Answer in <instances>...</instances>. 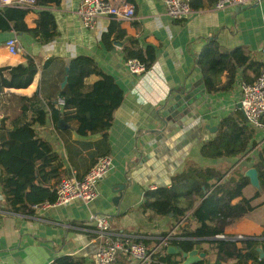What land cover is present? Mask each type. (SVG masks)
Masks as SVG:
<instances>
[{
  "label": "crops",
  "instance_id": "crops-1",
  "mask_svg": "<svg viewBox=\"0 0 264 264\" xmlns=\"http://www.w3.org/2000/svg\"><path fill=\"white\" fill-rule=\"evenodd\" d=\"M81 2L62 0L59 6L51 8L59 36L46 44H41L27 32L0 31V43L15 37L21 48L19 53H12L0 44V67L21 64L36 70L35 78L28 87L9 88L8 91L24 96L39 92L41 98L55 102L56 108L61 110L59 100L61 90L68 84L67 81L62 86L68 77L69 62L79 55L93 57L99 67L113 75L125 91L124 102L115 111V119L107 136L104 137L101 132L79 134L72 128L74 124L64 117L55 120L51 110L45 118L37 119L35 128L52 143L60 156L58 172L61 177L52 178L53 187L63 177L73 174L81 177L105 154L113 156L114 168L100 182L99 195L90 203L76 200L69 205H49L35 210L34 216L0 210V264H45L62 256L82 258L87 264H95L100 239L92 219L94 214L111 215L113 230L126 231L144 240L147 246H156L167 235L177 234L179 222L173 215L162 217L145 209L143 203L147 190L161 185L170 186L171 176L190 164L215 166L225 172L222 182L232 189L249 169L255 168L256 150L264 143L258 131V146L243 157L214 160L201 155L202 141L213 136L207 127H214L221 118L238 108L240 81L243 78L240 70L230 91L208 92L201 71L196 66L198 54L207 39L211 38H216L224 49L245 46L252 54L263 59L264 0L244 9L231 5L220 10H216L212 2L194 9L187 19L172 18L161 0H133L134 18L116 19L126 31L124 38L127 37V40L122 47L114 43L124 38L112 37L108 42L102 40L111 17L102 16L92 30L81 26L78 15ZM39 11L38 6L30 8L25 16L28 27L36 26ZM131 39H137L141 47L152 45L156 49L154 64H157V69L171 89L169 97L159 104L142 102L140 99L137 84L141 75L129 70L123 50ZM46 52L50 56L44 55ZM96 79V76H92L87 82L93 83ZM222 80H226L225 75ZM142 86L151 90L149 84ZM195 105H198L197 117L194 116ZM2 117L0 113V119ZM60 119L65 120L63 126H59ZM198 123L205 124V127L193 137L191 130ZM7 125L11 126L10 123ZM179 133L183 134L182 140L186 138L183 151L179 152V139H176L178 151L175 158H166L165 161L158 158V154H167L168 149L172 150L168 143ZM159 134L163 138H158ZM158 148L161 151H157ZM57 164L58 161L53 162L48 170ZM119 184L127 186L116 205L113 198L117 194L113 188ZM257 192L259 195L255 196ZM243 194L252 199L255 209L232 222L228 232L231 237H240L238 240H255L259 258H263L264 187L256 186L250 180ZM4 200L0 184L1 206H4ZM196 249L206 254L202 258L206 264L215 261L217 250L213 243L205 242ZM176 258L183 264L181 255ZM115 264L137 262L129 255L120 253ZM249 264L258 263L251 260Z\"/></svg>",
  "mask_w": 264,
  "mask_h": 264
},
{
  "label": "trees",
  "instance_id": "trees-1",
  "mask_svg": "<svg viewBox=\"0 0 264 264\" xmlns=\"http://www.w3.org/2000/svg\"><path fill=\"white\" fill-rule=\"evenodd\" d=\"M61 2L62 0H36L40 11L33 28L28 27L25 22L30 7H0V31L27 32L41 44H46L59 36L51 8L59 6ZM191 2L197 10L214 0ZM125 36L126 31L120 27L119 22L111 19L102 40L108 42L112 37ZM129 44L123 48L127 61L136 58L147 68L154 64V46L141 47L137 39H131ZM196 66L201 71L208 92L230 91L240 70L242 78L252 82L254 76L264 69V60L252 54L245 46L227 50L216 38H211L207 39L198 54ZM68 67V84L61 90V98L64 99L61 110L56 108L55 102L41 98L39 92L33 96H24L8 91L9 88L28 87L35 78L36 70L21 64L0 67V113L3 114L0 119V184L5 198L0 210L6 213L34 216V205L54 203L57 200L51 180L61 177L58 172L60 156L52 143L35 128L37 119L45 118L51 110L55 120L64 117L74 124L72 128L79 134L101 132L106 137L115 119V111L124 102L123 88L113 75L99 67L93 57L79 55L69 62ZM223 75L226 76L225 81L222 80ZM92 76L97 79L88 83ZM10 111L14 114L11 115ZM8 119L11 126L6 123ZM215 126L217 129L213 136L202 141L200 146V153L205 158L237 159L258 146V129L239 108L221 118ZM255 155L253 166L258 171L261 186L264 187V143L258 146ZM55 161L58 164L48 170ZM224 174L213 165L190 164L171 176L170 186L161 185L147 190L143 207L158 216L173 215L179 222L177 234L157 253L153 264L181 263L176 258L180 254L167 252L168 245H177L184 251H191L200 248L205 242L213 243L217 250L216 259L210 264H249L251 260L264 264V257L259 258L256 250L255 240L232 239L228 232L232 222L255 209L252 199L243 194L250 178L243 176L236 187L231 189L222 182ZM258 195L259 192L255 194ZM237 198L239 200L234 202ZM218 235H225L226 238L209 240ZM233 259L234 262L228 263ZM53 264L87 263L82 258L62 256ZM196 264L206 263L202 260Z\"/></svg>",
  "mask_w": 264,
  "mask_h": 264
},
{
  "label": "built area",
  "instance_id": "built-area-1",
  "mask_svg": "<svg viewBox=\"0 0 264 264\" xmlns=\"http://www.w3.org/2000/svg\"><path fill=\"white\" fill-rule=\"evenodd\" d=\"M161 1L166 7L167 14L174 19H187L194 13L191 0ZM262 1L214 0V8L220 10L231 5L250 6L259 4ZM6 5H20L30 8L37 6L36 0H0V7ZM78 15L81 26L92 30L97 27L98 20L102 16H109L111 19L118 20H132L135 16V6L127 0H82ZM0 44L7 47L12 53L21 51L15 37L8 38ZM261 52L264 56V46ZM44 55L50 56V53L46 52ZM127 66L131 72L141 75L140 83L137 86H139L138 91L142 102L159 104L169 97L171 89L166 84L164 76L157 69V64L147 68L141 61L133 58L127 61ZM145 84H149L151 90H146L142 86ZM159 96H161V99ZM59 102L63 105L64 99L61 98ZM237 103H241V109L244 111L245 117L260 131L264 140V69L254 76L252 82L244 79L240 81V95ZM113 168L114 158L112 155L100 156L81 177L75 174L66 176L54 185L53 190L57 193V200L54 203L36 204L33 206L34 209L40 210L49 205H69L76 200L90 203L98 197L100 182ZM92 219L95 222L100 239L95 254V264H115L120 253L129 255L137 264H153L157 253L167 246L168 240L174 235L171 233L164 237L158 245L149 247L143 240L131 233L113 230L111 225L112 216L109 214H94ZM218 236L226 238L225 235ZM45 264H53V262L50 261ZM159 264L166 263L159 262Z\"/></svg>",
  "mask_w": 264,
  "mask_h": 264
},
{
  "label": "water",
  "instance_id": "water-1",
  "mask_svg": "<svg viewBox=\"0 0 264 264\" xmlns=\"http://www.w3.org/2000/svg\"><path fill=\"white\" fill-rule=\"evenodd\" d=\"M257 5V4H255ZM248 7V5H244V6H241L242 9ZM127 40V37L124 38L123 40H116L115 41V45L116 46H119V47H122L124 45V43L126 42ZM68 68L67 67V71H68ZM68 81V77L65 78L64 82L62 83V86L64 87L65 84L67 83ZM238 108L243 112L244 114V111L241 109V103H238ZM63 124H65V120L64 119H60L59 120V126H63ZM208 129H210V131L213 133L216 131V126L214 127H210L208 126L207 127ZM246 176H248L251 180L252 183H254L256 186H259L261 185V182H260V179H259V175H258V171L256 168H251L247 171L246 173ZM126 184H119V185H116L114 188H113V192L116 193L117 195L113 198V202L118 205L119 203V200L122 198L123 196V192L126 188ZM214 239H220L221 237L219 236H216V237H213ZM232 239H240V237H232ZM259 250H261L259 248ZM167 252L169 254H180L183 258V264H195V263H198L199 261L202 260L203 257L206 256V254L204 252H200L198 249H193L191 251H184L180 246H177V245H168L167 247Z\"/></svg>",
  "mask_w": 264,
  "mask_h": 264
},
{
  "label": "rangeland",
  "instance_id": "rangeland-1",
  "mask_svg": "<svg viewBox=\"0 0 264 264\" xmlns=\"http://www.w3.org/2000/svg\"><path fill=\"white\" fill-rule=\"evenodd\" d=\"M193 108H194L193 110L195 112V115L194 116L197 117L199 115V112L197 110L198 109V105H195ZM10 113H11V115L14 114L13 111H10ZM6 123L9 124L10 123V119H8ZM203 126L205 127V124H199V123L198 124H195L194 125V129L191 130V135L193 137L194 136H197L198 133L202 131ZM182 135H183L182 133L177 134L176 135V138H174L173 141H171L170 143H168L169 147H171L172 150H169L168 149L167 154H165V153L164 154H158V158H160V159H162L164 161H165L166 158H170V157H174L175 158V154L178 151L177 150V142L178 141L176 139H179V147H180L179 152L181 153L183 151L184 147L186 146V138L184 140H182L183 139ZM157 137L158 138H163V136L161 134H159ZM157 151H161V150L158 148ZM155 160H156V158H155Z\"/></svg>",
  "mask_w": 264,
  "mask_h": 264
}]
</instances>
